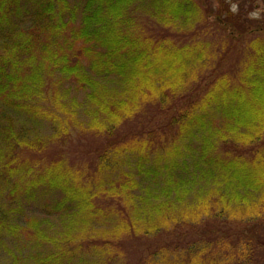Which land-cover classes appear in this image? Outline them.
Here are the masks:
<instances>
[{"label": "trees", "instance_id": "1", "mask_svg": "<svg viewBox=\"0 0 264 264\" xmlns=\"http://www.w3.org/2000/svg\"><path fill=\"white\" fill-rule=\"evenodd\" d=\"M115 1L0 0V253L13 237L45 250L33 264H230L235 245L210 223L264 220V42L247 29L182 32L199 15L191 0L178 41L153 38L135 13L175 27L158 11L166 0H144L158 15ZM71 132L99 139L89 167L46 160ZM44 194H58L49 217L64 230L21 218ZM69 216L86 219L83 237Z\"/></svg>", "mask_w": 264, "mask_h": 264}, {"label": "rangeland", "instance_id": "2", "mask_svg": "<svg viewBox=\"0 0 264 264\" xmlns=\"http://www.w3.org/2000/svg\"><path fill=\"white\" fill-rule=\"evenodd\" d=\"M140 1L141 0H134L132 4L134 3V5L139 6ZM115 2L117 10L120 7L122 8L123 0H116ZM185 2L186 0H166V3L160 6V10H158L159 13L163 14L162 12L164 9L166 13L173 14V16L177 17L175 27H162L156 22L153 17L151 18L147 15L141 16V13H138L139 11H136L135 13L138 18L137 24L140 25V28L143 29V33H146V35H150L151 37L153 36V38H155L158 37L159 34L163 35V33L166 32L167 35H169V38H171L173 42H176L178 41L177 38L180 33V29L178 26L181 25L182 20L184 19L182 16L185 17L184 14L186 10L182 6V4H184ZM191 2L196 5L197 14L199 15L196 18V21L192 23L190 27L181 30L182 32L192 31L191 34L193 35V32L197 30H205L208 32L213 30L214 28H219L221 31H225V33L229 35V37H235L237 36L238 31L247 29V31L249 30L250 32H255L257 39L264 42V0H191ZM144 3L145 2L143 0V7H147L148 10L158 15L157 11L149 6L150 3L149 5L146 4L147 6H145ZM130 8L132 10L137 9L138 7ZM225 9H230L232 16H238L239 14H241L239 20L234 21L233 23L230 22V25L224 24L222 22V19L223 15H226ZM112 12H117L114 7H112ZM193 12L194 11L189 13L190 20L195 14ZM135 14L132 13L131 15L134 16ZM216 23H218V27L215 26ZM221 24L223 28H221L222 26H219ZM185 36L182 37L180 41L188 42V44L194 43V37L189 36L188 38V34ZM204 36L205 35L197 37L198 41H202L205 39L206 42L216 47L219 52L221 46L224 45L222 40L219 39L217 42L215 40L211 41L208 37ZM248 39L249 37L246 38V41L240 40L243 46L242 48L247 45ZM233 55L230 57L232 58L231 63H235L236 67V64L238 63L237 61L241 60V56L237 55V57L234 58ZM212 59L215 60V57L213 56ZM120 131L122 130L120 129ZM44 133L45 135H47L46 131ZM81 138L82 139H79V133L71 132L70 136L67 137L66 140L61 142L53 141L52 144H49L46 148V160L53 161L51 159L58 156L62 159H65L66 162L69 163V165H73L74 167L83 166V169L84 166L89 167L90 164L87 163L93 161V155L89 154L85 155L84 157L83 155L87 149H93L99 143V139L96 138L95 142H92L90 136L85 137L84 139V136L81 135ZM257 145V148L264 150V139L260 144ZM80 153H83L82 157H80ZM29 154L30 153L26 152L21 153L22 159H28ZM239 156L250 158V156H245L243 153H240ZM58 157H56V159ZM249 160L251 159H248V161ZM57 198L58 194H44V196L40 197L36 202L25 203V208H23L21 218H25L26 220L30 218L41 219L44 222L42 227L44 229H47L49 233H54L56 230H64L66 224L62 222L61 216H56L55 214V216L49 217L50 205ZM68 220L71 221V223L75 227V229L71 230V235L78 233L76 236L83 237L84 234L88 232V223L86 222V219L84 217L69 216ZM240 221L241 220L239 218L231 220L219 219L217 224H214V222L210 223L214 225L212 227V232L217 235L213 237H222L224 243H229L228 247L235 245V249L232 250V262L230 264H264V246L262 245V243L264 242V220L261 222H255L253 224H251L252 222H250L248 225H244ZM72 227L73 226H69V228ZM258 239H261L262 242L256 243ZM1 247H3L5 250L0 253V264H33V256L35 254L42 255L41 253L45 251L41 248H37L34 241L25 238H21V240H15L13 239V237L4 239L2 240ZM240 250L243 253H238L240 252ZM218 254L221 255V252H218ZM224 255H226V253ZM208 258L210 257H207L206 259Z\"/></svg>", "mask_w": 264, "mask_h": 264}]
</instances>
